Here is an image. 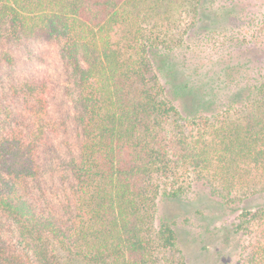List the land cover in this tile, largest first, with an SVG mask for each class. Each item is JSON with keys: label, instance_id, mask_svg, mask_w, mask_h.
I'll list each match as a JSON object with an SVG mask.
<instances>
[{"label": "trees", "instance_id": "1", "mask_svg": "<svg viewBox=\"0 0 264 264\" xmlns=\"http://www.w3.org/2000/svg\"><path fill=\"white\" fill-rule=\"evenodd\" d=\"M199 4L0 0L6 40L33 55L30 38L59 44L77 128V153L69 148L58 165L73 181L53 203L41 189L38 153L55 150L57 133L46 83L12 79L11 96L0 95V215L27 251L0 233V264H185L176 223L156 219L159 198H186L196 181L224 204L264 199V75L238 105L236 92L218 111L191 115L174 103L180 86L168 92L158 75L171 40L156 27L169 30L180 8L195 20ZM11 97L23 98L26 125ZM237 210V230L248 226L246 212L260 222L246 264H264V205Z\"/></svg>", "mask_w": 264, "mask_h": 264}, {"label": "rangeland", "instance_id": "2", "mask_svg": "<svg viewBox=\"0 0 264 264\" xmlns=\"http://www.w3.org/2000/svg\"><path fill=\"white\" fill-rule=\"evenodd\" d=\"M183 9L172 11L169 30L156 27L158 34L171 40V47L158 56L157 63L166 90L180 86V93L173 98L175 105L183 115L210 114L221 109L236 92L240 95L235 105L246 100L253 83L264 75V0H200L195 20ZM30 39L35 55L28 52L26 44L8 41L0 34V95L11 96L12 79L21 81L32 75L46 83V108L57 122V133L55 150L41 146L38 153L44 164L41 189L55 203L64 198L73 181L71 173L63 172L58 165L59 157L66 156L69 148L77 153V128L64 92L66 72L59 44ZM185 84L189 87L184 88ZM12 101L21 114L20 123L26 125L23 98L14 97ZM208 191L194 181L186 198H159L157 221L176 223L177 246L185 264H246V255L260 236V222L246 212L243 221L248 226L244 231L237 230V209L253 211L264 205V199L258 194L230 205ZM0 224V233L13 248L26 253L13 226L1 215Z\"/></svg>", "mask_w": 264, "mask_h": 264}]
</instances>
